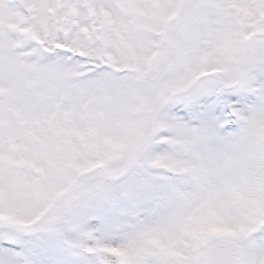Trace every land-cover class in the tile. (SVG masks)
Masks as SVG:
<instances>
[{
    "label": "snow or ice",
    "instance_id": "snow-or-ice-1",
    "mask_svg": "<svg viewBox=\"0 0 264 264\" xmlns=\"http://www.w3.org/2000/svg\"><path fill=\"white\" fill-rule=\"evenodd\" d=\"M0 264H264V0H0Z\"/></svg>",
    "mask_w": 264,
    "mask_h": 264
}]
</instances>
